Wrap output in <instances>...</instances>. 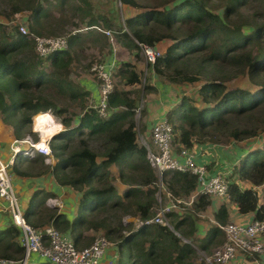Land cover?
I'll use <instances>...</instances> for the list:
<instances>
[{"label":"trees","instance_id":"obj_1","mask_svg":"<svg viewBox=\"0 0 264 264\" xmlns=\"http://www.w3.org/2000/svg\"><path fill=\"white\" fill-rule=\"evenodd\" d=\"M45 1L9 0V3L13 13L29 10V26L40 32V20L47 16ZM69 1L63 0V4ZM78 1L75 9L89 18L88 26L97 25L102 19L107 27H112L104 15L93 12L91 0ZM122 1L143 8L127 18V29L116 30L123 43L138 50L142 48L140 43L157 46L169 39L162 53L154 61H148V65L164 81L202 83L203 105L183 94L167 113L173 124V142L179 151L224 139H260L264 134V0H158L155 5L142 4L141 0ZM77 31L69 36L70 47L86 43ZM96 41L108 44L104 33L87 42ZM73 56V50L68 49L42 59L35 51L33 40L19 30L7 31L0 20V111L6 117L20 115L15 124L17 137L26 128L38 138L32 130V116L55 108V115L61 117L65 129L50 140L58 159L52 171L61 184L83 192L80 214L73 221L65 212L48 208L45 200L40 203V209L28 206L26 218L36 227L51 222L64 233L70 232L76 244L83 227L91 224L105 227L106 236L118 241L120 250L128 253L132 264H197V249L184 238L195 240L198 233L195 214L212 204L213 195L209 193H199L188 212L170 213L179 234L164 223H144L133 228L126 226L122 218L118 226H111L106 218L98 221L93 217L108 206L123 212L133 206L141 220L155 213L158 186L154 184L159 177L149 162L146 147L138 142L135 110L141 97L157 88L148 82L136 90L114 86L108 95L110 113L101 115L88 107L89 91L68 78L67 69ZM115 71L126 85L143 82L131 61L120 62ZM240 75H249L251 83L229 86L227 82ZM6 77H11V86L4 82ZM63 100L79 101L84 112L73 117L65 115L68 107L58 103ZM77 116L80 122L73 125ZM95 136L102 139L101 158L90 144V138ZM246 151L234 162L231 171L225 173L229 197L215 210L216 223L200 242L201 249L209 250L223 239L225 232L221 225L231 220V204L240 213L254 212V218L264 217V196L257 187L264 186V144ZM19 157L12 166L13 172L28 173L19 170ZM33 158L28 157L27 161L34 167L43 170L51 167L42 155ZM113 166L119 169L117 175L112 171ZM164 174V183L175 197L189 198L199 185L198 175L189 170H166ZM116 177L125 184L121 192L114 183ZM125 199L131 200L127 203ZM24 255L20 228L14 223L0 227V258L22 259ZM256 257L257 253L249 256Z\"/></svg>","mask_w":264,"mask_h":264},{"label":"built area","instance_id":"obj_2","mask_svg":"<svg viewBox=\"0 0 264 264\" xmlns=\"http://www.w3.org/2000/svg\"><path fill=\"white\" fill-rule=\"evenodd\" d=\"M91 27L106 32L113 44L117 42V35L113 34L111 28L87 25L82 29ZM18 30L33 40L35 51L42 59H47L50 55L69 48V37L67 36L41 35L32 31L28 25L23 23L11 31L17 32ZM140 44L151 61H154L162 53L157 46ZM115 67V59L110 62L107 60L96 62L92 67L96 76L102 81L100 83V98L96 103H92L90 107L95 108L101 115L110 113L107 102L108 95L114 88L113 75ZM39 132V138H35L30 133L25 137L16 138L12 143V154L9 158H4L0 154V197L6 201V211L11 216L13 223L20 228V242L25 247L24 258L20 261L24 263L32 252L38 251L49 257L53 264H101V260L108 249L118 241L113 242L106 235H99L90 245L79 247L69 234L64 233L53 224L43 228L36 227L25 216V209L20 194L14 185L12 166L16 157L20 154L30 157L42 154L47 162L51 163L53 161L54 155L50 142V153L44 154L36 149L35 145L38 142L48 140L47 130L40 129ZM150 136L149 138L140 134V140H138L140 145L146 147L147 157L152 167L159 175L161 174L162 185L164 184V173L166 170L192 171L198 175L199 185L188 199L175 197L169 191L170 197L168 201L161 204L158 211L151 218L146 220L139 218L137 227L151 222L168 225L167 218L170 213L173 211L181 212L186 207V204L193 203L199 193L206 192L213 196L229 197V184L225 177V172L220 171L210 175L207 164L196 160V154L193 149L174 150L173 124L167 116L153 123L150 128ZM148 139H151V141H148ZM221 227L226 234L227 241L222 248L217 249L211 256L205 258L209 264H227L240 255L249 257L257 253L259 258L264 256V217L254 218L249 222H228L221 225ZM13 262H16V260L0 258V264ZM258 262L263 264L261 260ZM111 263H114V261L111 260Z\"/></svg>","mask_w":264,"mask_h":264},{"label":"rangeland","instance_id":"obj_3","mask_svg":"<svg viewBox=\"0 0 264 264\" xmlns=\"http://www.w3.org/2000/svg\"><path fill=\"white\" fill-rule=\"evenodd\" d=\"M47 1H50V0H47ZM53 1H55V0H53ZM45 2H44V7H45ZM78 2H79L78 0L77 1L71 0L67 4H64V5L62 4L63 9L61 8V6L58 7V10L59 9H62V10H61V13L57 14V17H58V19H60V22H64V25L61 24L63 26V30L60 33L46 34V33H42V32L32 30L27 21H26V25H28V27L32 31H35L41 35H47V36L62 35V36L69 37L74 32H76L77 29L79 31V29L85 28L88 25L87 22H88L89 18H85V16H83V14H82V11L75 9L74 4L78 3ZM141 2H142V4L155 5V4H157L158 0H141ZM92 4H93V6H92L93 12L96 15L102 14L105 16L106 21H109L111 23V25H112L111 29H112L113 34H115V35L118 34V32H116V30H121L122 27L126 28V21H127V18L129 17L126 14H127V8L129 6H131L133 9H136L137 10L136 13L142 11V9H143L141 7H135L131 4L125 3L122 0H116L114 4H113V1H111L110 4H107V2H105V1L104 2L94 1V3L92 2ZM106 5H107V7H106ZM109 5H110V7H109ZM94 8L96 9V11L94 10ZM29 13H30V11L27 9H22L21 11H18L17 13H13V11L11 9V5L9 3V0H0V20L3 21V24L5 25L7 31H11V30L15 29L16 27H18L21 23H23L22 22V15L23 14L27 15ZM248 13L249 12L246 10L245 16H247ZM97 25L100 27H103V28L107 27L104 20H102V19L100 20L99 24H97ZM49 28L50 27L48 26V28H47L48 31H50ZM107 28H109V27H107ZM84 30H87V29H84ZM117 38H118L117 41L119 40L120 43L121 42L123 43V41L119 38V36H117ZM169 41H170L169 39H164L163 42H160L159 44H157V46L162 51L164 48H166V44L168 45ZM124 47L125 48H123V47L121 48L117 42H115V44H113L111 41L107 45H105L103 43V41H96V43L87 42V43L83 44L82 46L77 47L76 49L73 50V54H74L73 60L70 62V66L67 69L68 70L67 71L68 78L71 80H74L80 87L83 85H82V83H79V82L82 81V79H86V78H94L96 80V82L100 84L102 80L96 76L95 71L92 69V67L96 62H104L105 60H107L108 54L112 52L114 56L116 54L115 64H117L115 69H114V75H113L114 86H119L122 88H131L132 90L142 88V85L144 82L149 83L150 81H152V78H153V74L151 72L152 68L148 65V63H149L148 61H151V60L148 59L143 48H140L138 50H132L126 44H124ZM117 52H118V54H117ZM137 52H138V55H136ZM128 58H129V60H128ZM123 60L131 61L135 64L137 70L141 73L142 81H143L142 83H139L137 85H126L125 84L124 80L115 71L117 66L119 65L118 61H123ZM10 78L11 77L3 78L6 85L11 86V83H9ZM166 82L169 83V81H166ZM227 83L231 87L248 86L251 83V79H250L249 75H240V76L228 81ZM175 84H177V83H175ZM201 85H202L201 82L179 84L176 87V89L174 90V94H175L174 97L176 98L178 96V98H179L183 94H187V95H190L192 98L195 99L196 104L201 106V105H203V101H202L201 94H200ZM157 97L160 99L159 96H157ZM154 100H156V98L153 95H150V96L146 95V96H142L138 102V106L135 110L136 111L135 118L137 119V122H138L137 128H138L139 140H140V134H146L144 132V126H146V124H147L146 122L148 120V113H149L148 106H150L151 102H154ZM58 103L61 104V106H65V107L67 106L68 107V112L65 113V115L73 117L75 113L81 114L82 112H84V109H83V107L81 108V104L79 101L78 102H73V101L71 102L69 100H63V101H60ZM90 105H91V103L88 104V107H90ZM52 112L54 114H56L55 108L52 109ZM56 117L58 119L61 118L58 115H56ZM32 128H33V126H32ZM41 129H44V128H41ZM148 141H151V139H148ZM213 143H217V142H213ZM219 143L224 144L226 148H229L231 150L232 154L237 152V155L235 157H233V160H234V158L240 159L247 152L246 150L248 148L252 147V149H254V148L263 146L264 134H261L260 139H257V140H255L254 138H249V139H246L243 141L242 140L241 141H234L232 139L231 140L224 139L223 141H220ZM90 144L92 147H95V149L99 151V153H100L99 156L101 158L102 157L101 151H103V149H104L103 145H102V139H100L98 136L91 137L90 138ZM173 148H174V150L179 151L178 146L174 142H173ZM230 161L232 162L231 157H230L229 162ZM229 162H228V160L226 162L228 165L227 169L233 163L232 162L230 164ZM118 170L119 169L117 166L112 167V171L115 175H117ZM155 172L159 177L158 181L154 184L155 186H158V189L156 191L157 203L154 206L155 213H156L158 211V209L160 208L161 204L166 203L170 196L168 193L169 190L166 187L165 183L162 185V182L160 179L161 174L159 175V173L156 170H155ZM114 182L117 185V187L119 188V191L120 192L123 191V188H125V184L122 182L120 177L114 178ZM243 185H249V184L245 183ZM257 187H259V189L261 190L262 196H264L263 195L264 186H257ZM262 198L264 200V197H262ZM125 200L127 203H129V201L131 199H125ZM190 209H192V204H186V207H184L181 212H188ZM213 213H214L213 208H211L209 206L206 210L197 212L195 214V216L197 217L198 222L202 223L203 226L207 229L212 224L210 220L214 216ZM137 214L138 213L136 212V210L133 206L130 207L129 211H125V212H123V210H121V209L117 210V209L110 208V206H108L104 210H101L99 213L95 214L93 217L97 218L98 221L104 220L106 218L111 226H118L119 220L122 218L123 223L126 226L131 225L133 228H136L137 224L139 223V215H137ZM244 214H247V213H244ZM93 217H91V218H93ZM100 218H104V219H100ZM167 220L169 222L168 226H170L172 229H174L179 234V232L174 228L172 217L169 216L167 218ZM230 222H233V221H230ZM47 225H49V224H47ZM86 228L87 229H85V232H87V233H84L83 240L85 243H87V245H90L95 240V238L97 236L106 235L105 227L97 228L95 226H92V224H91L89 227L87 226ZM128 231H129V228L127 227L124 230V232L127 233ZM222 238L223 239H220V242L218 244H216L215 246H213L209 250L208 249H201V247H200L201 241L198 238H196L195 240H193V239L191 240L190 238H184V240L191 242L194 245V247L197 249V256L195 257L197 264H209L205 260V258L207 256H211L213 254V252L216 251L217 249L222 248V246L227 241L226 234H224V236ZM109 239L112 240L113 242H117L115 238H109ZM119 261L121 264H131L130 260L128 259V257L125 254L121 255Z\"/></svg>","mask_w":264,"mask_h":264},{"label":"crops","instance_id":"obj_4","mask_svg":"<svg viewBox=\"0 0 264 264\" xmlns=\"http://www.w3.org/2000/svg\"><path fill=\"white\" fill-rule=\"evenodd\" d=\"M91 1L93 3L94 1H102V2L105 1L107 2V4H110V2L113 1L114 4L116 0H91ZM62 4H63V0H55V1L50 0L45 2V12L47 13V16L40 20V23L42 25L40 28V32L46 34H56L62 32L63 26L61 24L64 25V22H60V19H58L57 17V14L61 13V10L63 9ZM60 6L62 9L58 10V7ZM94 10L96 11L95 8ZM136 12H137L136 9H133L131 6H129L127 8L126 15L130 17L136 14ZM29 20H30L29 14L22 15V22L24 24H26V21L30 23ZM48 26L50 27L49 28L50 31L47 30ZM78 32L82 34L81 39L83 41H86V43L91 38L96 37L99 33H104L106 35V37L108 38V44L111 41L110 36H108L106 32L97 28H89L87 30H81ZM117 42L121 48L122 47L125 48L122 42L120 43L119 40ZM76 48L77 47H72V46L70 47V43H69V48H68L69 50H74ZM115 57L116 54L114 56L113 53L111 52L108 54L107 61L110 62L111 60L115 59ZM120 62L122 61H118V64H120ZM151 72L153 74V78L152 81H150L149 83L155 86L157 90L148 93L147 96L153 95L156 98V100H154V102H151V105L148 106L149 109L148 120L146 122L147 123L146 126H144V132L146 134H141L143 136H149V137H151L150 128L153 125V123L166 117L169 109L173 107L181 98V97L178 98V96L176 98L174 97L175 96L174 90L179 84H175L172 82L168 83L166 81H163L160 77H158V75L153 71V69H151ZM79 83H82L83 86L81 87L84 90L89 91L88 104L96 103L100 98V93H101L100 84L97 83L94 78L82 79V81H80ZM157 96H159L160 99ZM19 119H20V115H16V116L13 115L10 117H6V115L0 111V154L4 158H9L11 156L12 143L16 138L25 137L30 133L25 128L22 129L21 131L22 134L21 137H17L15 132V124L19 121ZM79 122H80V116H77L74 119L73 125H77ZM38 131H40V129L37 130V134L39 135L40 132L38 133ZM192 149L195 151L196 160L200 163L207 164L210 175L218 173L221 170L222 172L225 173H227V171L230 172L231 171L230 169L233 168L234 162L237 160V158L236 159L234 158L233 160V157L237 155V152L232 154L231 150L229 148H226L225 145L221 143H213V142L200 143L195 145ZM41 155H36V156L41 157ZM19 156H20L18 160L19 162L17 163L19 170L27 171L28 173H19L18 171L13 172V170L12 172H13L14 185L18 193L20 194L25 211L28 208V206L30 207L33 206L40 209L41 208L40 203L43 200H45V205L48 208L49 207L57 208L59 211L65 212L71 218L72 221L76 219L78 214H80L81 198L83 192L79 189L76 188L74 189V187L72 186L61 184L56 179L52 171V165L58 160L57 157L54 155V159L50 163L47 162L45 160L44 155H42L45 163L50 164L51 166L49 169L43 170L39 166L34 167L33 164L31 165L30 161H27V158L30 156L26 157L21 154ZM36 156L34 158L33 157L30 158L35 159ZM230 157L233 163L231 161L229 162ZM227 160L230 164L232 163L228 169H227L228 165L226 163ZM224 201H227L225 197L220 195H214L212 204L209 206L213 208V211L215 212V210L219 207V205ZM254 216H255L254 212H250L247 214L240 213L237 206L231 204L230 221L249 222L252 219H254ZM210 221L212 224L216 223L215 216H213V218ZM12 223L13 222L11 216L6 211V201L0 197V227L2 228L7 227ZM45 224L50 225L52 223L47 222ZM43 226H41V228H43ZM210 227L206 229L202 223L198 222V233L196 234L197 236L195 237V239L198 238L202 242ZM85 229L87 228L84 227L82 228L83 234L81 236V239L77 241V245L80 247L87 245V243H85L83 240L84 233H87L85 232ZM66 233H68L69 235L71 234L70 232H66ZM121 255H123V253L120 250V247L117 242L108 249V251L101 260V264H121L119 261ZM125 255L128 257L130 263L132 264V260L130 259L128 253H125ZM7 259L16 260V262L8 263V264H53L49 259V257L43 255L41 252L38 251L32 252L24 263L20 261L21 259H15V258H7ZM111 260H113L114 263H111ZM259 260L263 261L262 263L264 264V256H260V258L257 257L255 259H252L246 257L245 255L244 256L240 255L229 261L227 264H260V262H258Z\"/></svg>","mask_w":264,"mask_h":264},{"label":"clouds","instance_id":"obj_5","mask_svg":"<svg viewBox=\"0 0 264 264\" xmlns=\"http://www.w3.org/2000/svg\"><path fill=\"white\" fill-rule=\"evenodd\" d=\"M44 124L48 125V140L43 142H38L35 146L37 151L44 154L51 152L50 140L52 137L56 136L58 133L64 131V124L60 121L56 115L49 109L46 112H39L32 117L33 131L37 132L38 126Z\"/></svg>","mask_w":264,"mask_h":264},{"label":"bare ground","instance_id":"obj_6","mask_svg":"<svg viewBox=\"0 0 264 264\" xmlns=\"http://www.w3.org/2000/svg\"><path fill=\"white\" fill-rule=\"evenodd\" d=\"M48 127H49V126H46V127L44 128V130H47V131H48ZM39 129H41L40 126H38V130H39Z\"/></svg>","mask_w":264,"mask_h":264}]
</instances>
